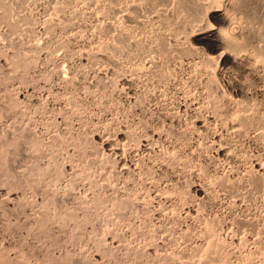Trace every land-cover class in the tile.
I'll return each instance as SVG.
<instances>
[{
    "label": "rangeland",
    "instance_id": "1",
    "mask_svg": "<svg viewBox=\"0 0 264 264\" xmlns=\"http://www.w3.org/2000/svg\"><path fill=\"white\" fill-rule=\"evenodd\" d=\"M0 53V264H264V0H0Z\"/></svg>",
    "mask_w": 264,
    "mask_h": 264
},
{
    "label": "bare ground",
    "instance_id": "2",
    "mask_svg": "<svg viewBox=\"0 0 264 264\" xmlns=\"http://www.w3.org/2000/svg\"><path fill=\"white\" fill-rule=\"evenodd\" d=\"M3 8V7H2ZM20 8V7H19ZM224 18V17H223ZM7 20V19H6ZM225 20V19H224ZM227 20V19H226ZM3 35V34H2ZM222 38V37H221ZM220 39V38H219ZM222 39H225V38H222ZM226 40V39H225ZM227 41V40H226ZM219 42H221V41H219ZM222 42H224V41H222ZM221 42V43H222ZM225 43V42H224ZM223 43V44H224ZM226 44H228V43H226ZM221 45V44H220ZM225 46V45H224ZM20 47V46H19ZM23 50V49H22ZM1 54V53H0ZM14 55V54H13ZM17 55H18V53H17ZM16 54H15V56H17ZM222 55V54H221ZM24 57V56H23ZM23 57H21V55H20V64H21V62H22V59H23ZM27 57V56H26ZM222 57V56H221ZM22 58V59H21ZM17 59V58H16ZM25 61L26 62H24L23 64H25L24 66L25 67H27V66H30L32 63H33V60H31V61H27L26 59H25ZM36 61V60H35ZM17 63V62H16ZM17 64H19V63H17ZM35 64V63H34ZM23 66V65H22ZM19 70V69H18ZM31 70V69H30ZM52 74V73H51ZM27 81V80H26ZM14 100V99H13ZM41 102V101H40ZM24 114V113H23ZM21 115V114H20ZM23 118V117H22ZM199 128V127H198ZM25 129V128H24ZM209 129V128H208ZM151 136V135H150ZM159 137H160V135H159ZM159 139V138H158ZM222 141V140H221ZM13 142V141H12ZM9 144H11V143H9ZM13 145H15V144H13ZM34 145V144H33ZM153 146V145H152ZM224 147V146H223ZM114 149V148H113ZM127 153V152H126ZM226 153V152H225ZM1 154V153H0ZM4 154V153H3ZM219 154V153H218ZM7 155V154H6ZM225 156V155H224ZM110 162H111V160H110ZM112 162H113V160H112ZM116 162V161H115ZM153 162V161H152ZM260 167V166H259ZM258 167V168H259ZM260 168H262V167H260ZM60 172L61 171H59V173L58 174H60ZM9 173H11V172H9ZM62 173V172H61ZM13 176V175H12ZM58 178V177H57ZM59 180V179H58ZM15 186V185H14ZM198 190V189H197ZM203 190V189H202ZM12 192V191H11ZM11 192H9L10 194H11ZM118 194V193H117ZM71 196V195H70ZM9 197V196H8ZM17 197H19V196H17ZM65 197H66V195H65ZM9 199V198H8ZM16 198H14V200H15ZM20 199V198H19ZM22 199V198H21ZM10 201L9 202H11V200L13 201V199H9ZM15 202H17V200H15ZM28 202V201H27ZM117 202V201H116ZM162 202V201H161ZM164 202V201H163ZM206 202V201H205ZM5 204V203H4ZM6 204H8V203H6ZM123 204V203H122ZM27 205V204H26ZM125 205V204H124ZM20 206V205H19ZM23 207V206H22ZM22 207H20V208H22ZM24 208V207H23ZM26 212V211H25ZM48 213V212H47ZM24 214V213H23ZM191 214V213H190ZM26 215V214H25ZM192 216V215H191ZM45 217V216H44ZM48 217V216H47ZM43 221V220H42ZM36 222V221H35ZM45 222V221H44ZM9 223V222H8ZM176 223V222H175ZM37 224V223H36ZM46 224V223H45ZM26 225H27V223H26ZM39 225V224H38ZM44 226V225H43ZM109 226V225H108ZM41 227V226H40ZM45 228V227H44ZM6 229H8V228H6ZM214 229V228H213ZM28 231H30V230H28ZM12 232V231H11ZM31 232V231H30ZM109 232V231H108ZM207 234V233H206ZM118 235V234H117ZM211 242V241H210ZM103 244V243H102ZM9 247V246H8ZM105 248V247H104ZM107 248V247H106ZM141 252V251H140ZM47 254V253H46ZM50 256V255H49ZM48 257V256H47ZM5 258V257H4ZM6 263V262H5ZM5 263H3V264H5ZM7 264V263H6ZM10 264V263H9ZM13 264V263H12Z\"/></svg>",
    "mask_w": 264,
    "mask_h": 264
}]
</instances>
